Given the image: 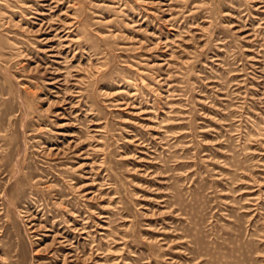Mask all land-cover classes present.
<instances>
[{
	"label": "rangeland",
	"instance_id": "obj_1",
	"mask_svg": "<svg viewBox=\"0 0 264 264\" xmlns=\"http://www.w3.org/2000/svg\"><path fill=\"white\" fill-rule=\"evenodd\" d=\"M0 264H264V0H0Z\"/></svg>",
	"mask_w": 264,
	"mask_h": 264
}]
</instances>
